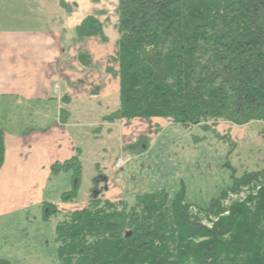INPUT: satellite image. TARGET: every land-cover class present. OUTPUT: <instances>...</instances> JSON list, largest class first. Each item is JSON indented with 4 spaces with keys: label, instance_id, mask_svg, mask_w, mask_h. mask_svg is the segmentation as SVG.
Wrapping results in <instances>:
<instances>
[{
    "label": "trees",
    "instance_id": "1",
    "mask_svg": "<svg viewBox=\"0 0 264 264\" xmlns=\"http://www.w3.org/2000/svg\"><path fill=\"white\" fill-rule=\"evenodd\" d=\"M116 16L120 91L110 120L213 122L229 157L246 135L234 136V127L254 124L264 141V0H118ZM102 31L88 17L78 35ZM4 155L0 130V170ZM262 175L264 168L232 176L217 196L199 202L183 180L177 191L160 187L114 202L97 196L80 208L72 206L76 190L68 192L69 208H50L64 215L56 229L59 264H264V187L228 216L215 211L228 193ZM194 209L219 218L209 229Z\"/></svg>",
    "mask_w": 264,
    "mask_h": 264
},
{
    "label": "crops",
    "instance_id": "2",
    "mask_svg": "<svg viewBox=\"0 0 264 264\" xmlns=\"http://www.w3.org/2000/svg\"><path fill=\"white\" fill-rule=\"evenodd\" d=\"M25 1V7L31 6L28 13L14 8L20 4L17 0H0V130L9 133L3 131L0 221L31 213L42 204L43 209L48 186L62 175L67 179L62 185L70 189L58 191L61 201L66 193L77 192L83 114L99 108L100 98L119 99L120 91L114 61L118 20L112 17L118 0ZM88 17L100 21L102 36L78 35ZM110 116L104 122L107 131L114 132L118 122ZM87 128L96 140L99 127L91 121ZM122 132L123 126L120 138ZM55 203L60 209L69 207Z\"/></svg>",
    "mask_w": 264,
    "mask_h": 264
},
{
    "label": "rangeland",
    "instance_id": "3",
    "mask_svg": "<svg viewBox=\"0 0 264 264\" xmlns=\"http://www.w3.org/2000/svg\"><path fill=\"white\" fill-rule=\"evenodd\" d=\"M17 2L20 4L14 8L22 7L23 13H28L31 9V6L25 7L29 4L25 3V0ZM114 5L118 6L117 3L112 6L115 7ZM104 6L114 11L113 7L107 4ZM112 17L113 20H118L116 12ZM113 100L100 98L99 108L95 107L91 115L83 114L84 127H79V131L83 132L81 145L84 153L78 158L82 173L72 206L80 208L91 201L95 194L100 196L102 201L114 202L132 199L140 192L154 191L160 187L177 191L181 180L186 182L191 199L198 202L207 201L230 184L232 176L264 168V141L254 124H251L249 129L234 127V136L240 134L242 137L243 133L246 135L242 137V144L237 151L229 157L226 140L218 136V131V135L214 134L213 122L202 126H184L178 125L175 120H160L159 123L156 120L123 118L116 121L118 124L114 132H108L105 118L117 112L119 107V99ZM82 109L84 108L80 107V110ZM91 121L100 129L96 140H91L88 133L87 126ZM41 124L34 123V126ZM3 125L4 123H0L1 129H4ZM18 125L16 130L20 129ZM121 142L130 143L121 145ZM119 157L130 161L122 169L115 170V160ZM70 173L69 177L73 175V169ZM62 181L67 182L63 175L53 179L48 186L44 197V206L47 208L42 209V204L31 213H22L0 221V259H9L20 264H59L56 229L64 215H52L50 208L55 202L66 204L57 195L58 191L70 189L62 185ZM256 181L257 184L252 182L240 186L237 192L228 193L221 202L222 205L220 203V207L215 211H224L222 217L228 216L233 204H247L249 199L257 196L259 189L264 187V175ZM254 206H250L252 212L255 210ZM193 214L209 229L219 218L206 216L195 209Z\"/></svg>",
    "mask_w": 264,
    "mask_h": 264
},
{
    "label": "built area",
    "instance_id": "4",
    "mask_svg": "<svg viewBox=\"0 0 264 264\" xmlns=\"http://www.w3.org/2000/svg\"><path fill=\"white\" fill-rule=\"evenodd\" d=\"M130 159H124V157H119L117 160H115L114 167L117 169H122L124 166H126L129 163Z\"/></svg>",
    "mask_w": 264,
    "mask_h": 264
},
{
    "label": "flooded vegetation",
    "instance_id": "5",
    "mask_svg": "<svg viewBox=\"0 0 264 264\" xmlns=\"http://www.w3.org/2000/svg\"><path fill=\"white\" fill-rule=\"evenodd\" d=\"M100 178H102V177H100ZM94 196H96V194Z\"/></svg>",
    "mask_w": 264,
    "mask_h": 264
}]
</instances>
